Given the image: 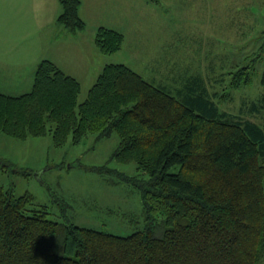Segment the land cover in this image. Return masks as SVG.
I'll return each mask as SVG.
<instances>
[{
	"label": "trees",
	"instance_id": "trees-1",
	"mask_svg": "<svg viewBox=\"0 0 264 264\" xmlns=\"http://www.w3.org/2000/svg\"><path fill=\"white\" fill-rule=\"evenodd\" d=\"M59 2L57 21L70 33L82 30L80 1ZM251 18L262 20L248 31L256 50L226 71L210 62L218 74L210 81L195 73L160 87L123 64H107L78 103L80 83L41 60L28 92H0V133L8 137L49 133L61 147L116 134L118 147L109 160L134 164L138 173L108 165L93 171L110 184L134 187L144 220L128 235L80 227L50 218L31 193L18 196L0 184V264H259L264 126L247 116L264 117V16ZM122 42L119 32L97 28L99 52L115 53ZM257 79L263 90L258 101L242 98L250 103L248 113L242 104L236 114L220 107ZM222 82L219 95L209 90Z\"/></svg>",
	"mask_w": 264,
	"mask_h": 264
},
{
	"label": "rangeland",
	"instance_id": "rangeland-1",
	"mask_svg": "<svg viewBox=\"0 0 264 264\" xmlns=\"http://www.w3.org/2000/svg\"><path fill=\"white\" fill-rule=\"evenodd\" d=\"M79 1L84 28L70 33L57 21L62 11L59 0H0V52L9 54L3 43L14 36L68 76L72 75L65 67L70 66L81 85L78 103L107 64H123L160 87L171 86L179 75L195 73L206 80L211 76L210 81L218 75L209 69L210 62L217 72L247 62L246 56L257 48L248 31L251 24L258 27L262 22L251 17L264 16V0ZM98 27L123 36L118 51L106 54L96 49ZM6 72L0 60V81ZM224 84L209 90L219 95ZM262 92L257 79L253 88L234 91L233 101L220 107L236 114L242 104L248 113L250 103L245 106L242 100L258 101ZM247 117L264 126V117ZM118 143L116 134L98 141L89 135L79 144L68 141L56 147L49 133L25 140L0 133V184L18 196L34 195L50 218L116 235L131 234L144 225L138 191L126 183L110 184L93 171L108 165L127 175L138 173L134 164L109 160ZM259 264H264V255Z\"/></svg>",
	"mask_w": 264,
	"mask_h": 264
},
{
	"label": "crops",
	"instance_id": "crops-1",
	"mask_svg": "<svg viewBox=\"0 0 264 264\" xmlns=\"http://www.w3.org/2000/svg\"><path fill=\"white\" fill-rule=\"evenodd\" d=\"M3 45L5 50L8 51L9 54H3L2 50L0 52L1 65L4 69L7 70V72L4 73V76H2V79L0 81V92L11 96H18L24 94L28 92L32 87L34 74L41 59H39L38 55L35 56V51L30 52V50H32V48L30 47L31 44H22L18 40H16L14 36L8 39L6 43L4 42ZM36 53L38 54V52ZM69 67L70 66L65 67L66 71L69 73H67L66 71L65 72L69 75H72L71 77L74 78L76 75ZM25 86H28L29 88L23 89L25 88ZM25 90L28 91L25 92ZM18 92L22 93L18 95L9 94Z\"/></svg>",
	"mask_w": 264,
	"mask_h": 264
}]
</instances>
